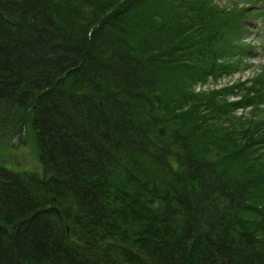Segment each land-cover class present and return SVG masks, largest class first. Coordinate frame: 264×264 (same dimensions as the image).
<instances>
[{
  "label": "trees",
  "instance_id": "16d2710c",
  "mask_svg": "<svg viewBox=\"0 0 264 264\" xmlns=\"http://www.w3.org/2000/svg\"><path fill=\"white\" fill-rule=\"evenodd\" d=\"M260 1L0 0V264H264Z\"/></svg>",
  "mask_w": 264,
  "mask_h": 264
},
{
  "label": "rangeland",
  "instance_id": "374dc122",
  "mask_svg": "<svg viewBox=\"0 0 264 264\" xmlns=\"http://www.w3.org/2000/svg\"><path fill=\"white\" fill-rule=\"evenodd\" d=\"M220 6L232 7L240 3L257 2V0H218ZM260 5L264 6V0L260 1ZM259 21H255L254 25L245 31V35L241 36L239 43L247 44L250 50L246 55H241L239 60L242 67L235 69L230 73H225L216 78H210L206 86L199 87L196 85L195 90L203 92V90H214V88L227 85H235L238 82H247L251 85L259 74L264 73V11L259 14ZM202 84V83H201ZM225 87V86H224ZM200 88V89H199ZM262 107V105H261ZM264 108V104H263ZM238 114H253L250 106L246 109H238ZM6 135H0V163L12 167L17 170H23L32 173V171L40 172L42 167L38 162L37 142L34 140V131L25 127L20 134L15 135L9 140Z\"/></svg>",
  "mask_w": 264,
  "mask_h": 264
},
{
  "label": "built area",
  "instance_id": "2783aa9c",
  "mask_svg": "<svg viewBox=\"0 0 264 264\" xmlns=\"http://www.w3.org/2000/svg\"><path fill=\"white\" fill-rule=\"evenodd\" d=\"M206 85H208V84H205V85H203V86H206ZM203 86L199 85V87H203ZM199 89H200V88H199Z\"/></svg>",
  "mask_w": 264,
  "mask_h": 264
}]
</instances>
